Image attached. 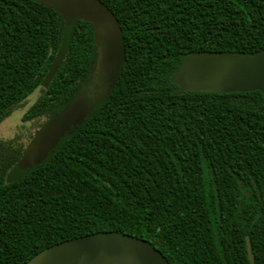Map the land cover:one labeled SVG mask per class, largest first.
I'll use <instances>...</instances> for the list:
<instances>
[{"label":"trees","instance_id":"trees-1","mask_svg":"<svg viewBox=\"0 0 264 264\" xmlns=\"http://www.w3.org/2000/svg\"><path fill=\"white\" fill-rule=\"evenodd\" d=\"M120 26L125 63L106 104L46 161L22 162L93 66L91 24L70 35L35 0H0V124L51 75L22 122L26 146L0 140V264L118 232L169 264H264V103L259 92L184 93L182 61L264 49V0H100Z\"/></svg>","mask_w":264,"mask_h":264},{"label":"water","instance_id":"water-1","mask_svg":"<svg viewBox=\"0 0 264 264\" xmlns=\"http://www.w3.org/2000/svg\"><path fill=\"white\" fill-rule=\"evenodd\" d=\"M55 9L66 35L77 22L93 27L96 55L91 71L71 103L34 139L23 159L36 166L52 155L89 122L109 100L126 57L117 19L100 0H35ZM184 93L247 94L259 92L264 103V49L252 53L202 52L187 56L173 77ZM249 264H254L246 238ZM25 264H169L152 244L118 232L75 238L37 254Z\"/></svg>","mask_w":264,"mask_h":264},{"label":"rangeland","instance_id":"rangeland-1","mask_svg":"<svg viewBox=\"0 0 264 264\" xmlns=\"http://www.w3.org/2000/svg\"><path fill=\"white\" fill-rule=\"evenodd\" d=\"M60 59V58H59ZM58 59V61H59ZM55 64V67L51 75L47 80L38 88L32 95H30L23 105L13 112L6 120L0 124V140L11 141L18 140L22 146H26L32 136H34L39 129L42 120L22 122V118L27 110L37 101L41 96L42 90H45L48 82L50 81L55 69H57L59 62Z\"/></svg>","mask_w":264,"mask_h":264}]
</instances>
